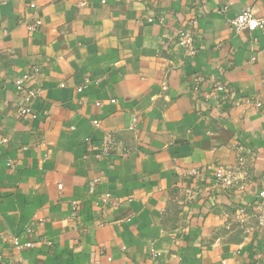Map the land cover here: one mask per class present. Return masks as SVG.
Returning a JSON list of instances; mask_svg holds the SVG:
<instances>
[{
    "label": "crops",
    "instance_id": "crops-1",
    "mask_svg": "<svg viewBox=\"0 0 264 264\" xmlns=\"http://www.w3.org/2000/svg\"><path fill=\"white\" fill-rule=\"evenodd\" d=\"M244 7L264 19V0H0V264H264V25L236 34Z\"/></svg>",
    "mask_w": 264,
    "mask_h": 264
},
{
    "label": "built area",
    "instance_id": "built-area-1",
    "mask_svg": "<svg viewBox=\"0 0 264 264\" xmlns=\"http://www.w3.org/2000/svg\"><path fill=\"white\" fill-rule=\"evenodd\" d=\"M226 12V8H222L219 10L220 14ZM195 21H187L182 27H180L177 32V44L179 48L186 53L188 56L194 55V40H193V28L195 26ZM40 25L39 21L35 22L34 26L28 28V30H33L34 27ZM229 25L231 29L236 33L240 34L243 32H253L258 28H261L264 25V19L254 18L249 7H244L240 10V12L229 21ZM28 78V75L23 76L21 79L17 80L14 84L15 90L17 92H22L24 94L23 101L25 102V106L19 109L20 116H31L35 118V114L31 111V104L37 98H39L40 90L38 88H25L24 81ZM216 90L221 91V87H216ZM137 123L136 116H133L130 124L127 127V131L133 132L135 130V125ZM92 125L94 127L99 126L98 121H93ZM7 143L5 138H0V149ZM115 145V139L112 136H108V138L103 141V149L105 152L111 150ZM234 180L233 172L231 170H227L226 168H218L215 172V182L220 185H229L232 184ZM98 181H91L88 185V191L93 192V189ZM259 198V207L258 213L256 216V226L260 230H264V190L258 193ZM110 199V195L106 194L103 197V201ZM116 204V203H115ZM114 204V205H115ZM74 217V214L72 215ZM13 244L20 248V244L17 241H13ZM28 247L31 244L26 245Z\"/></svg>",
    "mask_w": 264,
    "mask_h": 264
}]
</instances>
